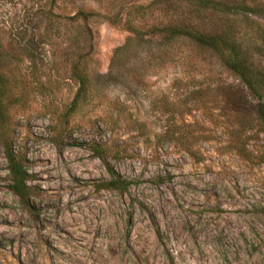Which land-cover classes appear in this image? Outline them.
<instances>
[{
	"label": "rangeland",
	"instance_id": "374dc122",
	"mask_svg": "<svg viewBox=\"0 0 264 264\" xmlns=\"http://www.w3.org/2000/svg\"><path fill=\"white\" fill-rule=\"evenodd\" d=\"M180 10L0 0V264H264V129L219 103L216 85L241 82L215 54L156 36ZM233 27L264 65V16Z\"/></svg>",
	"mask_w": 264,
	"mask_h": 264
},
{
	"label": "trees",
	"instance_id": "16d2710c",
	"mask_svg": "<svg viewBox=\"0 0 264 264\" xmlns=\"http://www.w3.org/2000/svg\"><path fill=\"white\" fill-rule=\"evenodd\" d=\"M162 1L178 4L181 10L178 11L179 13H172L167 22L161 23V27H155L156 36L163 39L184 36L198 47L215 54L221 64L241 82V86L234 83L216 85L214 89L221 95L219 103L223 102L228 105L235 117V122L242 123V126L250 123L248 127L255 122L264 129V65L256 61L252 53L242 45L233 27L240 15L247 17L251 13L264 16V9L243 0H236V2L224 0ZM134 7L137 6L132 5V9ZM148 32L154 34L153 28ZM78 70V64L74 62L72 74L78 83V90L71 104L74 109L77 99L84 97L88 89L85 75ZM7 89L5 78H0V116H4L6 111L2 100ZM195 92L192 91V93ZM251 100L256 102L252 104ZM192 101L196 102L194 99ZM6 158L9 171L13 176L11 189L22 199H27L30 187L26 184V171L21 159L13 155L10 150L6 151ZM110 173L114 176L112 183L118 185L119 188L121 185L124 188L127 187L128 182L119 180V176L114 171L110 170Z\"/></svg>",
	"mask_w": 264,
	"mask_h": 264
}]
</instances>
